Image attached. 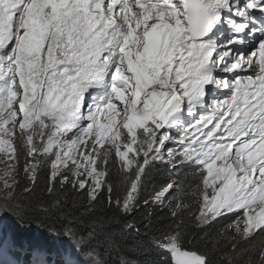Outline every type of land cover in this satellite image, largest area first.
Masks as SVG:
<instances>
[{
	"label": "snow or ice",
	"instance_id": "snow-or-ice-1",
	"mask_svg": "<svg viewBox=\"0 0 264 264\" xmlns=\"http://www.w3.org/2000/svg\"><path fill=\"white\" fill-rule=\"evenodd\" d=\"M101 240L264 264V0H0V264Z\"/></svg>",
	"mask_w": 264,
	"mask_h": 264
},
{
	"label": "trees",
	"instance_id": "trees-1",
	"mask_svg": "<svg viewBox=\"0 0 264 264\" xmlns=\"http://www.w3.org/2000/svg\"><path fill=\"white\" fill-rule=\"evenodd\" d=\"M167 175L168 173L166 171H163L159 174H155V178L157 181H160L163 178H165ZM40 184H41V187H43V180H41ZM225 222L226 221H221V225ZM24 232H27L25 236H31L34 233L39 234L38 232H41L43 234H46V233L48 234L47 227H37L35 224L32 225L31 228H29L28 230L23 231L22 233ZM87 250H89V252L95 253L98 258L106 259L107 264H117V257L114 254L109 255V246L106 243H104L102 240L99 243H95V242L92 243L91 245H89ZM141 255L142 253L133 252L131 254V258L138 259Z\"/></svg>",
	"mask_w": 264,
	"mask_h": 264
},
{
	"label": "rangeland",
	"instance_id": "rangeland-1",
	"mask_svg": "<svg viewBox=\"0 0 264 264\" xmlns=\"http://www.w3.org/2000/svg\"><path fill=\"white\" fill-rule=\"evenodd\" d=\"M39 234L34 233L31 236H22L24 241L34 244V245H43L48 243V234H43L38 232ZM98 259L97 255L93 252H89V250H85L84 253L81 254L82 264H90V261H94Z\"/></svg>",
	"mask_w": 264,
	"mask_h": 264
},
{
	"label": "water",
	"instance_id": "water-1",
	"mask_svg": "<svg viewBox=\"0 0 264 264\" xmlns=\"http://www.w3.org/2000/svg\"><path fill=\"white\" fill-rule=\"evenodd\" d=\"M27 234V232L21 233L22 236H25Z\"/></svg>",
	"mask_w": 264,
	"mask_h": 264
}]
</instances>
